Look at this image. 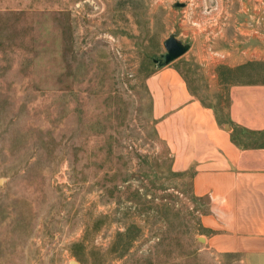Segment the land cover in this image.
Wrapping results in <instances>:
<instances>
[{
	"label": "rangeland",
	"instance_id": "374dc122",
	"mask_svg": "<svg viewBox=\"0 0 264 264\" xmlns=\"http://www.w3.org/2000/svg\"><path fill=\"white\" fill-rule=\"evenodd\" d=\"M263 17L264 0H0V264L206 261V201L157 132L149 78L169 35L205 50ZM190 47L171 64L219 109Z\"/></svg>",
	"mask_w": 264,
	"mask_h": 264
},
{
	"label": "crops",
	"instance_id": "0c3cea01",
	"mask_svg": "<svg viewBox=\"0 0 264 264\" xmlns=\"http://www.w3.org/2000/svg\"><path fill=\"white\" fill-rule=\"evenodd\" d=\"M259 20L254 30L234 27L226 44L190 47L212 68L210 84L225 88L221 108L191 94L173 64L149 78L157 132L175 168L191 173V195L206 201L195 237L206 261L191 264H264V17ZM238 34L246 37L241 47Z\"/></svg>",
	"mask_w": 264,
	"mask_h": 264
},
{
	"label": "water",
	"instance_id": "95a60500",
	"mask_svg": "<svg viewBox=\"0 0 264 264\" xmlns=\"http://www.w3.org/2000/svg\"><path fill=\"white\" fill-rule=\"evenodd\" d=\"M177 7H183V4H176ZM165 53L161 56L162 62L154 60L159 66H167L174 62L175 60L182 57L189 50L190 45L182 42L174 34L169 35L163 42ZM1 183V180H0ZM202 237H198V240H202ZM69 264H78L77 261H70Z\"/></svg>",
	"mask_w": 264,
	"mask_h": 264
}]
</instances>
